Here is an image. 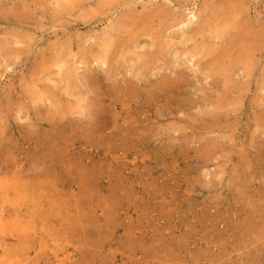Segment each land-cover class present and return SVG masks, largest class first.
<instances>
[{"label":"rangeland","instance_id":"374dc122","mask_svg":"<svg viewBox=\"0 0 264 264\" xmlns=\"http://www.w3.org/2000/svg\"><path fill=\"white\" fill-rule=\"evenodd\" d=\"M263 120L264 0H0V264H264Z\"/></svg>","mask_w":264,"mask_h":264},{"label":"bare ground","instance_id":"6f19581e","mask_svg":"<svg viewBox=\"0 0 264 264\" xmlns=\"http://www.w3.org/2000/svg\"><path fill=\"white\" fill-rule=\"evenodd\" d=\"M239 1V0H238ZM72 2V1H71ZM228 5V4H227ZM244 5V4H243ZM242 7V6H241ZM226 9V8H225ZM231 9V8H230ZM159 12V11H158ZM160 13V12H159ZM162 13V12H161ZM192 13V12H191ZM190 13V14H191ZM229 13V12H228ZM231 13V12H230ZM229 13V14H230ZM226 14V13H225ZM244 14H246V13H244ZM196 15V14H195ZM194 14H191V16L190 17H188L189 19H188V21H192L193 19H195L197 16H195ZM236 15V14H235ZM240 16V15H239ZM242 16V15H241ZM229 17H230V15H229ZM228 17V18H229ZM200 18V17H199ZM202 18V17H201ZM200 18V19H201ZM141 19V18H140ZM162 20H163V18H162ZM131 21H132V19H131ZM161 21V20H160ZM197 21H198V19H197ZM133 22H134V20H133ZM135 22H137V21H135ZM161 23H163V22H161ZM160 23V24H161ZM176 25H180V21H176ZM190 24V23H189ZM188 23H187V25H189ZM241 24V23H240ZM175 25V26H176ZM181 25H182V22H181ZM182 26H185V24H183ZM234 26H236V25H234ZM190 27V26H189ZM241 27V26H240ZM239 27V28H240ZM243 27V26H242ZM247 27V26H246ZM246 27H244V28H246ZM121 28V27H120ZM119 28V29H120ZM135 28V27H134ZM180 28V27H179ZM182 28V27H181ZM256 28V27H255ZM137 29V28H136ZM184 29V28H183ZM192 29V28H191ZM260 29V28H259ZM121 30V29H120ZM131 30V29H130ZM133 30V29H132ZM132 30H131V32H132ZM254 30V29H253ZM257 30V29H256ZM122 31V30H121ZM162 31V30H161ZM205 31V30H204ZM255 31V30H254ZM139 32V31H138ZM205 32H207V31H205ZM204 32V33H205ZM212 32H214V31H212ZM234 32V31H233ZM236 33H237V31H235ZM256 32V31H255ZM162 33V32H161ZM193 33H197L196 31H193ZM218 33V32H217ZM239 33V32H238ZM260 33V32H259ZM163 34V33H162ZM133 35V34H132ZM137 35V34H136ZM158 36V35H157ZM220 36V35H219ZM244 36H245V40H248V39H254L253 37V32L250 30V28L249 29H246V31L244 32ZM137 37V36H136ZM162 37V36H161ZM138 38V37H137ZM234 38V37H233ZM111 40V38L109 39V41ZM152 40V39H151ZM223 40V39H222ZM226 40V39H225ZM228 40H231V39H228ZM112 41V40H111ZM135 41H136V39H135ZM121 42V41H120ZM243 42V41H242ZM253 42V41H252ZM252 42H251V44H252ZM154 45L155 46H159V47H162V39L159 37H157L156 39H154ZM203 43V42H202ZM238 43H240V42H238ZM237 43V44H238ZM167 44V43H166ZM235 44V43H234ZM237 46V45H236ZM240 49V48H239ZM231 51V50H230ZM229 51V52H230ZM238 51V50H237ZM241 51V50H240ZM105 52V51H104ZM252 52V51H251ZM107 53V52H106ZM125 53V52H124ZM158 53V52H157ZM162 53V52H161ZM234 53V52H233ZM154 54V53H153ZM118 55V54H117ZM121 55V54H120ZM122 56V55H121ZM136 56H137V54H136ZM151 56V55H150ZM120 57V56H119ZM220 57V56H219ZM234 57V56H233ZM162 58V57H161ZM250 58V57H249ZM123 59V58H122ZM152 59V58H151ZM227 59V58H226ZM254 59V58H253ZM118 60V59H117ZM142 61V60H141ZM232 61V60H231ZM249 61V60H248ZM252 61H254V60H252ZM113 62H114V60H113ZM225 62V61H224ZM112 63V62H111ZM122 63V62H121ZM138 63V62H137ZM158 63V62H157ZM252 63V62H251ZM145 64V63H144ZM137 65V64H136ZM143 65V64H142ZM198 65H199V63H198ZM218 65V64H217ZM138 66V65H137ZM246 66V65H245ZM207 67V66H206ZM217 68V67H216ZM147 69H149L148 67H147ZM218 69V68H217ZM216 69V70H217ZM225 69V68H224ZM213 70V69H212ZM220 71V70H219ZM217 72V71H216ZM92 73V72H91ZM108 73V72H107ZM141 77H142V75H141ZM99 78V77H98ZM95 79V78H94ZM149 81V80H148ZM168 81V80H167ZM159 83V82H158ZM157 83V84H158ZM162 81H161V83H159L158 84V86L155 88V90H156V92H159V91H161L160 89L161 88H159V87H161L162 86ZM169 84V83H168ZM170 85V84H169ZM156 86V85H155ZM127 87V86H126ZM133 87V86H132ZM165 87H166V85H165ZM129 88H130V85H129ZM129 88H127V89H129ZM151 88H154V86L153 87H151ZM263 88V87H262ZM149 89H150V87L148 88V91H145V92H143V93H146V92H149ZM236 89V88H235ZM130 90V89H129ZM136 90V89H135ZM134 90V91H135ZM121 91V90H120ZM130 91H132V90H130ZM129 91V92H130ZM153 91V90H152ZM133 92V91H132ZM154 92V91H153ZM155 92V93H156ZM118 93V92H117ZM155 93L153 94V95H155ZM160 93V92H159ZM125 94H126V92H125ZM129 95L131 94V93H128ZM134 94H135V92L132 94L133 96H134ZM149 94H151V93H149ZM161 94H162V91H161ZM152 95V94H151ZM150 95V96H151ZM131 96V95H130ZM129 96V97H130ZM136 96H138V95H136ZM143 96V95H142ZM127 98H128V96H127ZM133 98V97H132ZM134 98H135V96H134ZM137 99V98H136ZM119 100H121V99H119ZM123 100V99H122ZM130 100L132 101V99H130L129 98V101H121V103H119L118 105V107H119V109H120V112L119 113H123L124 115H127L128 116V114H131L132 112H130L131 110H133V111H135V110H137L138 108L136 107V106H132L131 107V105H130ZM130 102V103H129ZM140 108V107H139ZM142 108H146V105H144L143 104V107ZM99 112V111H98ZM103 112V111H102ZM109 113V112H108ZM95 114V113H94ZM105 114V113H104ZM101 115V114H100ZM95 117H97V115H95ZM123 117V116H122ZM93 118V117H92ZM100 118V117H99ZM103 118V117H102ZM123 118H125V117H123ZM263 118V117H262ZM68 119H70V118H68ZM104 119V118H103ZM120 119V118H119ZM119 119H117V118H114V122L115 121H118ZM97 120H98V118H97ZM111 120V119H110ZM93 121H94V119H93ZM129 121V120H128ZM264 121V120H263ZM58 122V121H57ZM71 122V121H70ZM102 122V121H101ZM113 122V123H114ZM67 123V125L69 124L68 122H66ZM86 123V122H85ZM92 123V122H91ZM90 123V124H91ZM138 123V122H137ZM71 124V123H70ZM69 124V125H70ZM89 123H88V125H90ZM94 124V123H93ZM102 124H103V122H102ZM102 124H100V125H102ZM69 125H68V127H69ZM129 125H130V123H129ZM73 126V125H72ZM75 126V125H74ZM85 126H87V125H85ZM132 127V126H131ZM130 127V128H131ZM135 128V127H134ZM62 129H63V131H64V128L62 127ZM67 129V128H66ZM69 129H73V127L71 128V127H69ZM83 129V128H82ZM95 129H97V128H95ZM94 129V130H95ZM115 129V128H114ZM124 129V128H123ZM75 130V129H74ZM107 130V129H106ZM137 130V129H136ZM67 131V130H66ZM70 131V130H69ZM83 131V130H82ZM127 131V130H126ZM133 131V130H132ZM115 132H116V130H115ZM139 132V131H138ZM68 133V132H67ZM72 133V132H71ZM86 133L88 134H92L91 133V129H87L86 130ZM93 133H95V132H93ZM121 133H123L122 131L118 134H115V135H112V137L113 138H119V141H121L120 139H122V135H121ZM125 133V132H124ZM128 133V132H127ZM137 133V132H136ZM63 134H64V132H63ZM71 135V134H70ZM72 136V135H71ZM82 136H84V135H82ZM81 136V137H82ZM85 137V136H84ZM128 137V136H127ZM141 137V136H140ZM83 138V137H82ZM103 138V137H102ZM126 138V137H125ZM89 139V138H88ZM73 141V140H72ZM144 141V140H143ZM33 142H34V140H33ZM55 142V141H54ZM130 142H131V140H130ZM48 143V142H47ZM46 143V144H47ZM52 142H50L49 143V145L51 144ZM39 145V144H38ZM51 145H54L53 143L51 144ZM64 145V144H63ZM46 146V145H45ZM39 147V146H38ZM117 147V146H116ZM65 148H67V147H65ZM115 148V147H114ZM44 149H46L45 147H44ZM48 149V148H47ZM46 149V150H47ZM55 149V148H54ZM109 149V148H108ZM53 150V149H52ZM51 150V151H52ZM56 150V149H55ZM60 150V149H59ZM40 151V150H39ZM85 151V150H84ZM45 152H47V151H45ZM48 152H49V149H48ZM54 153H56V152H54ZM53 153V154H54ZM77 153V152H76ZM80 153V152H79ZM47 154H49V153H47ZM47 154H45V155H47ZM51 154H52V152H51ZM78 154V153H77ZM55 155V154H54ZM36 156V155H35ZM38 156H39V154H38ZM38 156L36 157V158H38ZM53 156V155H52ZM30 157V156H29ZM47 157L49 158V156L47 155ZM80 157V156H79ZM47 158V159H48ZM60 158H66V157H60ZM90 158V157H89ZM65 160V159H64ZM24 161V160H23ZM55 162V161H54ZM53 161L52 162H47V160H46V163L49 165V167H48V169L46 168L45 169V172L44 173H41V171H39V172H37V174L36 175H38V178H35V179H33V178H29V177H26V176H28V175H20V173H21V171L20 172H13V174H14V178H13V180L15 179V180H18V181H16V183H15V181H14V184L16 185V188L18 189V191H21V192H25L28 188H30L31 186H33L35 189H37V190H41V189H46L47 190V198H46V203L48 204L47 206H48V211H51V210H55V208H66L67 209V204L63 201V199L61 198V197H64L65 195H63V194H60L59 192H60V190L62 189L61 187H62V185L64 184V181H66V175L65 174H67V175H69L70 173V166L71 165H73V161H71V162H69V160H67V161H64V162H59V165L61 166H58V164H57V162L56 163H54ZM32 165V164H31ZM42 165V164H41ZM37 166H39L38 164H37ZM43 166V165H42ZM41 166V167H42ZM58 168H60L62 171H61V173H58L57 172V169ZM87 168V167H86ZM78 169V168H77ZM16 170H19V167L18 168H16ZM5 171V173H7L6 171H7V169H6V166H0V173H3ZM26 172V171H25ZM5 173H3V175L5 174ZM19 174V175H18ZM27 174V173H26ZM86 174H87V172H86ZM31 175V174H30ZM19 176H23V177H25V178H23V179H19ZM90 176V175H89ZM88 176V177H89ZM69 180V179H68ZM72 183H73V185L75 186V188H76V191H77V193H75L74 194V197L75 198H78V196H77V194L78 195H80L81 196V194H83V193H85L86 192V190H85V188H86V184H87V182H86V179H84V177L82 176L81 178H78V180L77 179H73L72 180ZM94 183V182H93ZM67 183H65L63 186L65 187V185H66ZM92 185V184H91ZM90 187V186H89ZM88 188V187H87ZM92 188V187H91ZM93 189V188H92ZM90 190V189H89ZM57 192V193H56ZM0 201L2 202V203H4L5 201H6V194L0 189ZM103 202H105V200L103 201ZM71 206H73V207H75V208H77L76 206H75V204L73 203V204H70ZM59 206V207H58ZM106 206V205H105ZM73 207H71V210L69 211V212H72L73 211ZM106 207H108V208H112L110 205H108V206H106ZM94 209H95V207H93ZM100 211H101V215L103 216V218H104V216L107 214V211H108V209H106V208H103V207H100ZM59 211H60V209H59ZM75 211V213H77L76 212V210H74ZM77 211H79L80 213L82 212V209H77ZM109 214H110V212H109ZM58 215V214H57ZM52 217V215L49 213L48 214V216H47V218H51ZM104 219H107V218H104ZM132 246V245H131ZM138 250V249H137Z\"/></svg>","mask_w":264,"mask_h":264}]
</instances>
